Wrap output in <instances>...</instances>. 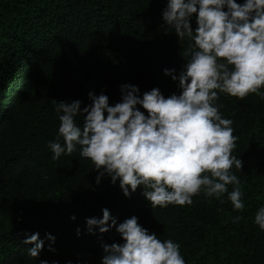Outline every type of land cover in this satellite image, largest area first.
<instances>
[{
	"label": "trees",
	"instance_id": "16d2710c",
	"mask_svg": "<svg viewBox=\"0 0 264 264\" xmlns=\"http://www.w3.org/2000/svg\"><path fill=\"white\" fill-rule=\"evenodd\" d=\"M166 3L0 0V264H101L102 244L123 243L115 227L103 234L87 228L86 219L102 218V209L117 225L136 216L149 233L172 239L185 264H264V231L254 223L264 206V99L255 94L218 93L215 101L236 137L232 154L242 166L231 171L240 180L242 210H233L227 193L221 203L203 192L191 205L151 209L140 187L126 198L119 180L105 175L97 185L98 171L79 146L52 159L56 102L79 100L83 109L92 92L114 106L124 84L137 86L141 96L153 88L165 98L179 95L178 81L164 70L179 75L191 41L165 25ZM190 27L197 28L196 14ZM83 119L75 117L81 126ZM33 233L44 241L37 257L27 254L33 245L23 244Z\"/></svg>",
	"mask_w": 264,
	"mask_h": 264
},
{
	"label": "clouds",
	"instance_id": "9594fccd",
	"mask_svg": "<svg viewBox=\"0 0 264 264\" xmlns=\"http://www.w3.org/2000/svg\"><path fill=\"white\" fill-rule=\"evenodd\" d=\"M193 14L195 31L190 27ZM162 19L179 40L191 41L181 54L186 63L179 75L164 70L178 81L179 95L165 98L153 88L141 96L137 86L124 84L114 106L107 95L92 92L91 104L83 109L79 100L56 102L60 123L57 140L48 143L52 159L79 146V155L98 171L97 185L105 175L113 184L119 180L126 198L140 187L151 209L191 205L192 197L203 192L221 203L227 193L233 210H242L240 180L231 171L242 166L232 154L236 137L232 121L222 118L215 101L218 93L264 99V0H167ZM77 116L84 117L82 126ZM254 223L264 231V206ZM86 226L101 234L115 227L123 241L101 245V264H185L178 243L149 233L136 216L117 225L109 210L102 209V218H87ZM46 239L55 240L51 234ZM23 244L33 245L27 254L37 257L44 241L33 233L26 234Z\"/></svg>",
	"mask_w": 264,
	"mask_h": 264
}]
</instances>
